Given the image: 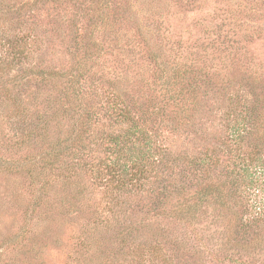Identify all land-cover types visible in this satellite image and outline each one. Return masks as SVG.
Returning a JSON list of instances; mask_svg holds the SVG:
<instances>
[{"label":"rangeland","instance_id":"obj_1","mask_svg":"<svg viewBox=\"0 0 264 264\" xmlns=\"http://www.w3.org/2000/svg\"><path fill=\"white\" fill-rule=\"evenodd\" d=\"M0 58V264H264V0H0Z\"/></svg>","mask_w":264,"mask_h":264},{"label":"trees","instance_id":"obj_2","mask_svg":"<svg viewBox=\"0 0 264 264\" xmlns=\"http://www.w3.org/2000/svg\"><path fill=\"white\" fill-rule=\"evenodd\" d=\"M0 65L2 60L0 58ZM124 132L122 134L120 147L119 139H112L110 145L114 147L113 158L107 164L104 173L99 176L102 181L107 184L109 182H115L114 187H124L129 181H140L147 171V167L150 166V162L156 157V144L151 138L145 139L143 142L138 140L140 132L135 127ZM241 130L237 127L234 130V135L237 139L241 138ZM264 171L262 165L257 161L255 164L247 163L246 166H242L241 174L247 179V184L252 182L254 170Z\"/></svg>","mask_w":264,"mask_h":264}]
</instances>
